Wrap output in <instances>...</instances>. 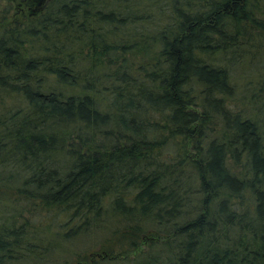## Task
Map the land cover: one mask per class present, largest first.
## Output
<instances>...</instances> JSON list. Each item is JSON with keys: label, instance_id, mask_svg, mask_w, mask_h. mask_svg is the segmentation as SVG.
<instances>
[{"label": "trees", "instance_id": "obj_1", "mask_svg": "<svg viewBox=\"0 0 264 264\" xmlns=\"http://www.w3.org/2000/svg\"><path fill=\"white\" fill-rule=\"evenodd\" d=\"M41 6L0 20V264L34 253L35 201L62 238L104 228V255L172 234L135 264H264V72L231 78L264 68V0Z\"/></svg>", "mask_w": 264, "mask_h": 264}, {"label": "rangeland", "instance_id": "obj_2", "mask_svg": "<svg viewBox=\"0 0 264 264\" xmlns=\"http://www.w3.org/2000/svg\"><path fill=\"white\" fill-rule=\"evenodd\" d=\"M43 2L44 0H0V20L4 18L5 22H12L20 18H25V16H35L38 12H41V5ZM108 2L112 4L114 0H108ZM262 59L264 60L263 56ZM255 68L258 71L256 72L257 75L250 73V71H254ZM263 72L264 68L261 64L252 65V63L250 64V62L245 61L243 64L236 65L231 71V75H233L231 78L235 80L238 85L237 96L242 95L245 86H248L249 82L252 85V81H257L259 74ZM244 73L247 74L246 78L242 76ZM262 84V82H258L253 85L254 87L251 92L250 89L246 92L247 95L260 94L259 91L262 89ZM5 101L7 104L17 103L18 99L9 98L5 99ZM263 104L264 103L259 104L258 107L264 106ZM238 108H241V105H238L237 109ZM2 201L3 199L0 200V214L4 208L3 205L8 207V205L5 204L7 201L5 203ZM30 206L31 211H25L22 220L34 217L35 228H33V232L35 233L31 234L29 237L38 239L34 240L36 242V246L34 247L35 251L34 253L28 254L26 249L22 248L20 251H23L24 254L19 260L7 261L4 264H94L92 260H98L100 264H135L139 258L147 257V254L151 255L156 253L157 247L162 249L164 243L173 240V236L169 232L160 231L153 226L147 227L144 229L140 238L141 240H139V244L136 248L127 249V242H123L120 245L115 243L111 246V256L108 254L104 255L101 247L103 246L102 244H104L103 241L110 237L104 228L91 229L88 232H83L79 234V236L72 238H62L59 231H54V223L47 225V216H45V213L39 211V202L35 201ZM11 210L15 211V205H12ZM52 219H54V217H52ZM19 220H21V218H19ZM1 222L3 221H1L0 218V224ZM115 223L113 222V224ZM18 225L19 223H16V226ZM160 252L161 257L165 256L162 259L172 254L171 251L163 252L160 250ZM86 255L87 257H85ZM80 258H84L85 262L83 263V260ZM161 263L167 264L168 261L166 262L165 260Z\"/></svg>", "mask_w": 264, "mask_h": 264}]
</instances>
